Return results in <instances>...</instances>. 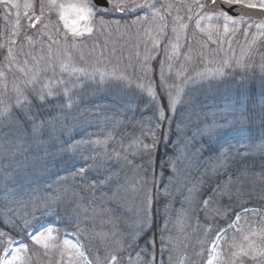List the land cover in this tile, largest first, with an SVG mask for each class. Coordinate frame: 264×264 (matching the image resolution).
Wrapping results in <instances>:
<instances>
[{
  "label": "trees",
  "instance_id": "obj_1",
  "mask_svg": "<svg viewBox=\"0 0 264 264\" xmlns=\"http://www.w3.org/2000/svg\"><path fill=\"white\" fill-rule=\"evenodd\" d=\"M4 1L0 2V110L8 107L10 113L0 118V256L8 237L27 244L25 264H65L59 260L60 250L48 254L29 237L32 230L49 222L59 236L75 235L92 264H178L186 238L179 232L180 219L191 202L195 204L193 210L199 211L200 223L188 220L186 224L192 223L202 232L207 223L204 233L208 230L209 234L207 238H188L185 264H205L201 250L208 248L209 236L214 238L229 227L245 209L249 211L242 219L264 214V151L222 158L223 151L235 143L264 144V53L263 69L254 61L262 50L264 32L258 34L257 46L251 39L253 29L247 35H235L251 43L250 58L242 64L249 72L229 71L208 98H185L173 110L169 104L172 90L163 68L174 59L172 26L145 61L142 54L136 56L135 49L128 48L135 31L144 27L143 22L136 27L132 18L142 17L145 11L115 17L109 9L96 8L100 23H118L113 25L120 32L117 44L130 56L125 63L134 71L131 75L142 80L144 89L151 87L155 98L138 86H130L126 96L118 98L115 90L120 84L74 82L73 78L66 82L75 85L64 88L69 90L67 95L57 82L49 88L53 93L49 96L47 90L43 92L47 89L42 82L46 74L38 73L52 53L55 41L49 28L54 23L37 22L31 27L30 16L24 12L15 15ZM156 7L166 6L159 2ZM175 7L186 13L187 8L199 10V3L191 0L189 5ZM103 34V28L75 39L66 33L61 50L76 48L77 64L79 56H86L95 66L109 71V65H117L120 58L119 52H110L117 45L110 40L114 38L106 41L107 50ZM223 40V44L233 42L232 36H223ZM145 49L141 42L140 50ZM28 61L29 71L38 76L39 83L25 84L22 66ZM41 92L43 100L39 98ZM224 100L244 103L252 113L250 125L217 139L210 148L193 144L185 134L189 125L201 126L202 116L193 118ZM260 110L262 117L254 114ZM138 130L142 143L134 137ZM154 140L148 155L143 145H152ZM81 169L85 170L82 175ZM235 231H227L226 248L222 241L221 264H264V255L234 256L244 242V236ZM232 233L237 235L234 243Z\"/></svg>",
  "mask_w": 264,
  "mask_h": 264
},
{
  "label": "rangeland",
  "instance_id": "obj_2",
  "mask_svg": "<svg viewBox=\"0 0 264 264\" xmlns=\"http://www.w3.org/2000/svg\"><path fill=\"white\" fill-rule=\"evenodd\" d=\"M12 5H10L9 10L16 11L17 15L19 12L26 11L27 14H30L32 11V7L35 1L32 0H9ZM44 1V0H41ZM119 2H123L124 4H128L130 10L128 12H124L126 15L137 14L143 8H147L146 15L142 17H138L134 19V24L136 27L142 26V22L144 27H140V31H135L133 35L134 38L129 41V49H135V54L143 55V58L148 57L149 54L154 52V49L158 48L161 39H163L162 35L168 30L170 26H172V32L174 34V40L172 42L173 45H177L175 51L171 50L172 56L174 59L172 61L166 62L163 64L164 68V79L167 82V85L171 88V96H176L177 88L182 89L180 93V100L182 101L185 98L192 97L197 98L201 96L202 98H208L210 94L215 93L217 89L220 87V82H222L223 77L230 71H234L239 69L242 74H245L249 67L243 68L244 62L250 58L251 53V43L246 41V38L240 36L235 38L236 33L244 32L245 35L253 29L254 34L252 36V41L257 46V42L259 40L260 31L264 32V30L258 29L255 25L264 23L263 20H254L249 18H241V17H233L228 15L223 11H218L215 13L209 12L205 13L203 8L199 7V10L196 8H187L186 13H183L179 8L174 7H135L133 8V4L135 5H153L154 0H117ZM49 2V1H48ZM248 3H256L259 5L260 0H247ZM57 5H63L64 8L60 9L57 8H49V5L44 6V9H51L53 13L52 18L54 19V28L50 31V34H53L52 40L55 41L53 44V49H50L52 53L46 56L44 59V65L40 66L38 75L40 76L42 73L46 75L42 79L43 85L45 88L43 92L48 91L49 88L57 85L59 82L62 89L65 91L64 88L66 86L70 87L71 89L75 86H70L68 83L72 81L74 82L77 80L79 82L83 81L82 83L93 81L95 83H107V84H120L121 86L115 90V94L118 98H122L126 96V91L130 86H140L142 85V80H139L137 77L132 76L131 74L134 72L130 70L129 66L125 58H129L130 56L126 55L125 52H121L122 49L120 45L117 44V39L120 35V32L117 31L118 28L114 27L113 25H118L117 22H110L109 24L100 23L97 17V10L95 6L90 2V0H55ZM31 4L32 7H26V5ZM87 4L92 9V15L90 20H80L79 13L75 11L71 6L75 5L77 7L83 6ZM113 5L116 4L115 2L112 3ZM41 7H39L40 9ZM35 9V8H34ZM104 11V9H101ZM61 11L66 14L68 24L71 26L72 21L76 20V26L80 29H83L86 26L92 27L93 31L94 28H103V42L107 45L106 49L109 50L110 47L108 45L109 37H113L115 40V48H112L110 52L116 51L119 52V62L117 65H109L111 71L113 68H116L118 72L124 73L128 76L131 80V83L128 82H120L113 79H108L105 81H101L99 79V75L96 76L95 79H88L79 73H73L72 69H86L87 71L91 72L94 68H101L94 65V60H88L86 56H79L77 58L78 64L76 63V48H70V51H62L60 44H63L62 40L66 39H58L56 31H62L61 33H67L72 35L68 28L65 27V22L60 19ZM115 11L112 14L115 17ZM108 15L109 13L106 12ZM220 13H225L228 17H231L232 20H240L242 21L239 24H233L231 21L227 22L228 31L225 32V24L226 21L223 16L219 15ZM150 14V16L148 15ZM170 16V17H168ZM33 17V16H31ZM201 17H211L210 19H201ZM20 18H17L19 20ZM117 19V18H116ZM197 21L200 22V27H197ZM141 23V24H140ZM181 25H186L185 28L181 29ZM205 29L201 31L200 29ZM175 29V31H174ZM142 30V33H140ZM92 31V32H93ZM87 34V33H85ZM117 34V35H116ZM63 36V35H62ZM223 36H232V41L229 44L222 43L224 42ZM82 37V36H81ZM78 38V37H77ZM131 38V37H130ZM160 39L159 42H157ZM76 41V40H75ZM143 42L145 44L146 49L144 51L140 50V43ZM68 44H72L74 42L68 41ZM238 45H236V44ZM56 48V49H55ZM58 49L60 51H58ZM129 52V51H128ZM143 52V53H141ZM124 53V54H123ZM264 53V43L262 44V50H258V57L254 60L255 66H259L260 69H263L261 65L263 60L261 56ZM138 58V57H137ZM225 61L228 62V65L225 66ZM240 62L242 66H237V62ZM124 62V63H122ZM28 62L23 63L22 69L24 71V76L26 77L27 85L39 83L36 81L38 79L37 75H31L28 69ZM67 64L69 65V69L67 71L61 68V65ZM218 68H222L224 75H212L211 73ZM243 68V69H241ZM102 69V68H101ZM56 70L55 75L53 71ZM249 72V71H248ZM49 74L51 76H49ZM57 74V75H56ZM202 74V75H198ZM35 78V79H34ZM66 83V84H65ZM80 85L79 83H76ZM106 84V85H107ZM41 84V86L43 87ZM143 86V85H142ZM43 87V88H44ZM140 88V87H139ZM141 89V88H140ZM210 91V93H208ZM195 100V99H193ZM210 101L212 99L210 98ZM245 106L244 103H238L236 101H223V104H219L216 106L214 103L213 107L209 109H202L199 112L198 117H194L193 119L197 118L200 119V115L202 116V124L199 127H193L189 125V129L186 132V136L188 140H191L193 144H198L200 146H204L206 148H210V145L215 144L216 140H221L227 137L230 134L235 132H242V128H246L250 125L252 118L249 119L250 110ZM247 111V112H246ZM256 116L263 115V112L256 111L254 113ZM2 121H4L2 119ZM199 121V120H198ZM232 122L229 124V122ZM217 126H224V127H217ZM195 130H199V134L196 133ZM135 138L138 141H141V134L140 131H136ZM14 144H18L14 141ZM12 145V144H11ZM264 151V144H233L230 147H227L222 154L223 160H226L229 157L237 156L242 152V154H247L249 152L259 153ZM198 200V197H197ZM197 204V203H196ZM206 202L203 203V206ZM193 203L188 202L185 206V210L182 212L181 217V229L179 232L184 234L185 236V245L183 254L180 256V260L178 264H185V258L188 257V238L204 235L205 238L209 231L204 230L207 228V223L203 228L202 232L195 230L194 227L191 225H187L188 220H192L194 224L198 225L200 223V219L198 216L199 211L193 210ZM248 212V211H247ZM246 213L245 211L240 213L239 221L233 222L231 227H227L219 232L214 238L209 236V246L204 250H201L202 257L205 259V264H209V259L213 260V264H221L220 260L223 258V251H222V241L224 247L226 248V244L224 238L227 234V231L231 228H234L239 236L240 233L244 236V242H241L240 248L242 247L245 251L250 253L251 256H262L260 253L264 251V214L262 215H253V219H242V214ZM259 218V220H256ZM240 226L244 227L241 228ZM51 229V239L48 240V243L51 244V247L45 248L41 244L48 254H50L54 250H60L59 260L64 262L65 264H92L89 260L87 254L83 250V246L78 240V238L73 235L72 233H65L62 236H59L56 232L55 228L49 222H44L38 226L37 229L32 230L30 234H37V231L43 233L45 237L48 236L47 230ZM235 233H232V243H234L236 236ZM212 238V239H211ZM31 239V237H30ZM65 241H69V245H65ZM34 242V241H33ZM21 245L27 244L21 240H11L10 238L6 237L4 241V246L2 248V253L0 256V264H2L5 260H13V256L17 254V250H19L18 255L20 256L19 260L13 261V264H25L28 255V248H21ZM71 245H77L78 247H71ZM253 250V252L248 251L246 249ZM82 252L83 255H79ZM48 257V256H47ZM50 263V261H49ZM48 263V264H49ZM58 263V261H57ZM227 264H234L233 261H230Z\"/></svg>",
  "mask_w": 264,
  "mask_h": 264
},
{
  "label": "snow or ice",
  "instance_id": "obj_3",
  "mask_svg": "<svg viewBox=\"0 0 264 264\" xmlns=\"http://www.w3.org/2000/svg\"><path fill=\"white\" fill-rule=\"evenodd\" d=\"M0 2H3V0H0ZM198 2V0H197ZM229 2H232V0H229ZM238 2V0H237ZM215 3V0H213V5ZM244 5H242L243 7ZM26 7H32L31 4H28L26 5ZM59 7L60 9H63L64 6L63 5H57L55 3V0H49V8H57ZM75 11H77L79 13V19L80 20H85V21H88L90 20L91 18V15H92V9L87 5V4H84L83 6H80V7H77L75 5L71 6ZM133 8L135 7H154V5H149V4H145V5H135L133 4L132 6ZM199 7L200 8H204V5L203 4H199ZM246 7L250 8V9H255L257 7H259L260 9L264 10V0H260V3L259 5H257L256 3H248L246 5ZM43 8H44V5L41 4V15H43ZM127 6L126 5H121L117 8V10H120V11H123V10H126ZM261 15H264V11H262L260 13ZM219 15L223 16L225 21H226V24H225V32L228 31V28H227V22L228 21H231L233 24H239L241 23L242 21L240 20H232L231 17H228L225 13H220ZM40 16H36L35 17V22H33L31 24V27H35L36 26V23L40 21ZM211 17H201V19H210ZM60 19L63 20L65 22V27L69 29V31L72 33V37L75 39L76 37H81V36H84L85 33L87 34H91L93 29L92 27L90 26H86L84 27L83 29H80L76 26L77 24V21L76 20H73L72 21V24L71 26L68 24V21H67V17H66V14L61 11V14H60ZM258 29H261V30H264V23H260V24H257L255 25ZM186 25H181V29L185 28ZM197 27L199 28L200 27V22L197 21ZM201 31H204L205 29H200ZM175 31V29H174ZM177 45H173V50L175 51ZM148 57H145V61H147ZM225 66H230L228 65V62L225 61ZM237 66H242L240 64V62L238 61L237 62ZM61 68L65 71H67L69 69V65L67 64H63L61 65ZM145 71H147V69L145 68L144 69ZM73 73H79L80 75L88 78V79H95L97 75H99V78L100 80L103 82L105 80H108V79H113V80H117V81H120V82H128V83H131V80L128 76H126L124 73L122 72H118L116 68H113L111 71H108L106 69H101V68H94L91 72L87 71L86 69H72L71 70ZM212 75H219V76H223L224 75V72H223V69L222 68H218V69H215L212 73ZM198 75H202V74H198ZM35 79V78H34ZM141 88V90L143 91H147L148 95L153 97V99L155 98V93L152 91L151 87L147 88V89H144L142 85L139 86ZM68 89H65V94L67 95L68 93ZM182 89L180 88H177V91H176V96H171L169 95V104L171 106V108L174 110L175 109V105L177 103L180 102V93H181ZM18 94L23 96V93L19 92L18 90ZM47 94L49 96L53 95L51 89H48L47 91ZM41 100L44 99V94L43 92H41L40 94V97H39ZM24 99H26V97H24ZM21 103V101H17V104L19 105ZM68 106L70 107L71 106V101L69 100V104ZM10 113V108L8 107H5L3 110H0V118L8 115ZM161 119H163V115L161 114ZM232 122L230 121L229 124H231ZM217 127H224V126H217ZM94 143H103L102 141H95ZM142 143V141H141ZM156 144V141L154 140L153 141V144L152 145H143V148L145 150V153L148 154V155H151V149L155 146ZM126 159V157H125ZM128 163H131L130 161H127ZM150 163V161H149ZM84 169H81L80 170V174L82 175L84 173ZM147 203H150V199H147L146 201ZM245 212L249 211L247 209L244 210ZM239 214H237L236 216V221H239ZM234 221V223L236 222ZM143 223L144 225H147V207L145 208V216H144V220H143ZM231 227V225L229 226ZM48 232V236L45 237L43 235L42 232H40L39 230L37 231V234H30V237L31 239L37 243V244H41L43 247L45 248H48V247H51L52 245L48 243V240L51 239V229H48L47 230ZM138 235V233H137ZM135 239V237H133V240ZM65 245H69L70 242L69 241H65L64 242ZM27 246L26 245H21V248H26ZM71 247H78L77 245H71ZM18 252L19 250H17V254L13 256V260H5L2 262V264H13V261L15 260H19L20 259V256L18 255ZM261 255H264V251H262L260 253ZM79 255H83L82 252L79 253ZM248 255V252L245 251L242 247L239 249V251H237L236 253H234V256L236 257H243V256H247ZM117 258L115 256L112 257V260L115 261ZM209 264H213V260L210 258L209 259Z\"/></svg>",
  "mask_w": 264,
  "mask_h": 264
},
{
  "label": "water",
  "instance_id": "obj_4",
  "mask_svg": "<svg viewBox=\"0 0 264 264\" xmlns=\"http://www.w3.org/2000/svg\"><path fill=\"white\" fill-rule=\"evenodd\" d=\"M93 2L96 5L108 7L110 1L93 0ZM242 5L244 6L242 7ZM126 6H127L126 10H123V11L117 10L118 13L122 14L124 12H128L130 10V7L129 5H126ZM205 7L212 12H216L218 10H224L232 16H244V17H250V18H255L259 20L264 19V15L260 14L264 10L260 9L259 7L255 9H250L246 7V5L243 3L229 2L227 0H215V3L213 5V0H205Z\"/></svg>",
  "mask_w": 264,
  "mask_h": 264
},
{
  "label": "bare ground",
  "instance_id": "obj_5",
  "mask_svg": "<svg viewBox=\"0 0 264 264\" xmlns=\"http://www.w3.org/2000/svg\"><path fill=\"white\" fill-rule=\"evenodd\" d=\"M32 1H35V3H34V5H33V7H32V11H31V13L30 14H27L26 13V11H22V12H24V13H26L28 16H33V17H31L32 18V21L33 22H35V17L36 16H40L41 18H40V21H39V24L40 23H43V22H45L46 23V21L48 22L49 21V23H54V19L52 18V16H53V13L54 12H52V10L51 9H44L43 8V15H41V8L39 9V7H41V4H43L44 6H47V4L49 5V0H44V1H41V0H32ZM108 1H110V0H108ZM5 3H6V5H9V7H10V5H12V3L9 1V0H5L4 1ZM113 3V2H112ZM111 2H109V6L108 7H106L107 9H109V10H117V8L120 6V5H123L124 3H116V4H112ZM125 5H128V4H125ZM97 6H99V5H97ZM99 7H104V6H99ZM35 8V9H34ZM145 11V13H144V15H146V11H147V8H143L141 11ZM9 11H11V10H9ZM14 14L15 15H17V12L16 11H14ZM143 15V16H144ZM149 16H150V14H148ZM48 18V19H47ZM136 18H138V17H136ZM136 18H132L133 19V21H134V19H136ZM55 27V26H54ZM54 27H51V28H49L50 29V31L52 30V29H55ZM62 31H56V33L58 34L57 35V37H59V38H67L68 36L66 35V33H64V34H62L61 33ZM63 35V36H62ZM53 36V34H50V37H52ZM130 58V57H129ZM129 58H125L124 59V61L125 60H129Z\"/></svg>",
  "mask_w": 264,
  "mask_h": 264
},
{
  "label": "flooded vegetation",
  "instance_id": "obj_6",
  "mask_svg": "<svg viewBox=\"0 0 264 264\" xmlns=\"http://www.w3.org/2000/svg\"><path fill=\"white\" fill-rule=\"evenodd\" d=\"M191 0H154V6L156 5H159V2L161 3V6H171V5H174V6H179V5H189ZM194 1H197V0H194ZM229 1V0H227ZM90 2L92 3V1L90 0ZM110 2H115V3H123L122 1L119 2L117 0H110ZM232 2H237V0H232ZM238 2H242L244 4H248L247 0H238ZM157 3V4H156ZM198 3L199 4H203L205 3V0H198ZM93 4V3H92ZM128 16V15H126Z\"/></svg>",
  "mask_w": 264,
  "mask_h": 264
}]
</instances>
